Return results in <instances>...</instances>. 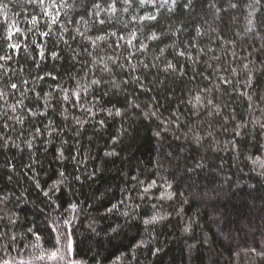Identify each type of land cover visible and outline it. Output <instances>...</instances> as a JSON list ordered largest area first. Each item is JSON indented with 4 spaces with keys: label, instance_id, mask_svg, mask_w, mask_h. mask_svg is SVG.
Segmentation results:
<instances>
[{
    "label": "trees",
    "instance_id": "1",
    "mask_svg": "<svg viewBox=\"0 0 264 264\" xmlns=\"http://www.w3.org/2000/svg\"><path fill=\"white\" fill-rule=\"evenodd\" d=\"M261 162L264 0H0V264H264Z\"/></svg>",
    "mask_w": 264,
    "mask_h": 264
},
{
    "label": "snow or ice",
    "instance_id": "2",
    "mask_svg": "<svg viewBox=\"0 0 264 264\" xmlns=\"http://www.w3.org/2000/svg\"><path fill=\"white\" fill-rule=\"evenodd\" d=\"M147 19L154 20L155 17L154 16H149V17H147ZM153 38H155V37H153ZM92 83L93 84H97V83H99V81H95L94 80V81H92ZM73 95H77V93L74 92ZM65 99H68L67 95L65 96ZM196 101L197 102L200 101V97L199 96L196 97ZM116 114L119 115L120 113L117 112ZM257 161H259V158H257L256 161H253V163H256ZM261 166L264 167V162H261ZM141 183H143V182H141ZM154 187H156V181L155 180H153L147 187L144 188V192L147 193V192L150 191V189H152ZM171 187H172V185L171 184H168V188H171ZM165 195L167 196L168 199H171L173 197L174 193H162L160 198L163 199L165 197ZM115 207H116V205H113V208H115ZM111 210L112 209H109V211H111ZM158 219H162V217L153 216L151 220L145 221V223H153V222H156ZM185 231H187V229H185ZM55 255H56V253L53 252L51 254V257L50 258H54Z\"/></svg>",
    "mask_w": 264,
    "mask_h": 264
},
{
    "label": "rangeland",
    "instance_id": "3",
    "mask_svg": "<svg viewBox=\"0 0 264 264\" xmlns=\"http://www.w3.org/2000/svg\"><path fill=\"white\" fill-rule=\"evenodd\" d=\"M63 242V241H62ZM64 243V242H63ZM61 248V247H60ZM64 250H65V245H64ZM69 259H70V257H69ZM60 261V262H59ZM61 261L62 262H65V257H64V254L62 253V252H60V251H58V254L57 255H55V257L54 258H50V262H52V264L53 263H58V264H65V263H61ZM66 264H73V262H66ZM76 264V263H75Z\"/></svg>",
    "mask_w": 264,
    "mask_h": 264
}]
</instances>
